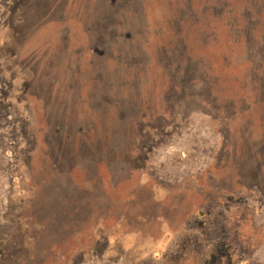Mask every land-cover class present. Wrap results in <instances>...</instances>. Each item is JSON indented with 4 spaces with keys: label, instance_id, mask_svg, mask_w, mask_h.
<instances>
[{
    "label": "rangeland",
    "instance_id": "374dc122",
    "mask_svg": "<svg viewBox=\"0 0 264 264\" xmlns=\"http://www.w3.org/2000/svg\"><path fill=\"white\" fill-rule=\"evenodd\" d=\"M0 264H264V0H0Z\"/></svg>",
    "mask_w": 264,
    "mask_h": 264
}]
</instances>
